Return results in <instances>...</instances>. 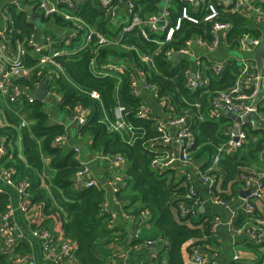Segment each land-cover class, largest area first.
<instances>
[{"label":"trees","instance_id":"trees-1","mask_svg":"<svg viewBox=\"0 0 264 264\" xmlns=\"http://www.w3.org/2000/svg\"><path fill=\"white\" fill-rule=\"evenodd\" d=\"M162 0H136V6L142 16L156 13ZM23 3H28L26 0ZM181 2L172 0L168 6V18L175 21ZM25 8L6 5L3 8L7 16L6 31L0 41H9L8 48L13 49L20 43L25 49L23 64L33 68L30 77L19 79V83L28 86L31 90L36 88L43 79V74L37 65V54L28 46V41L36 33V24L30 20V16L38 13L37 2L31 1ZM263 5L264 2H261ZM26 5V4H25ZM79 16L83 21L107 36H114L113 24L100 10L97 0H86L78 4ZM216 21L229 22L231 28L226 33L225 46L229 51H236L239 38L243 34L249 37H258L260 32L253 24L249 16H242L226 10H220ZM198 23L183 20L180 23L173 38L174 42L166 47H174L183 43L186 39L200 37L210 39V26L212 22H204L201 17ZM42 26L52 23L66 27L67 22L60 16L53 15L48 19L41 16ZM125 43L136 47L140 52L153 53L154 44L144 40L136 30L127 34ZM93 48L77 51L66 57H57L55 60L63 67L70 82L63 78L55 80L48 88L62 95V101L57 108L70 115L72 107L82 105L89 107L92 112L79 133L82 137L90 138L87 149L90 153L102 155H121L126 162V179L124 184L114 193L123 208L133 207V212L145 211L150 215L151 222L158 232L162 247L156 252L155 264H162L163 251L166 250L165 264H184L183 252H189L195 244H200L203 250H212L216 246L215 232L211 231V223L214 215L208 211L197 209L194 215L183 210V206L191 204L197 192L189 195V184L186 181V172L178 173L175 166L159 167L152 164L155 158H163L167 147L157 144L161 133L155 128V119L140 120L136 114L141 105L142 95L132 94L128 76L121 75L118 85V98L121 104L128 109L125 120L132 128H142L143 133L132 142L121 139L116 131H110L100 122L101 106L109 115L113 113L117 100L115 87L117 75L108 74L99 76L91 71L90 62L93 58ZM133 51H124L117 45H107L98 50L95 57L97 64L104 62L106 57L125 58L134 61L135 68L144 72L146 81L157 86L158 96L166 97L170 104L169 117H186V123L194 135V145L191 148V159L200 161L199 170L203 174L213 177L214 185L212 196L231 205L232 198L239 195V186L242 177L247 173L258 172L264 169V129L244 125L246 133L245 143L235 152L222 154L219 162L211 167L212 157L216 146L223 143L227 136V128L233 119L227 114L218 118L209 116L211 101L216 91L231 87L237 74L236 56L229 59L223 70L215 75L207 72L208 82L202 88L191 91L184 86V69L188 62L183 60L173 64L164 58L162 51L156 55V71L146 64L132 59ZM83 90H96L100 94V100H94ZM183 97V98H182ZM198 102V106L194 103ZM22 107L28 113L30 123L20 127L22 152H19L14 144L17 138L16 128L19 120L15 114L6 111L9 126L0 129L6 137L4 165L11 167L14 172L12 180L15 184L21 181L28 183L27 192L29 203H34L41 213L47 217V222L57 220L55 226L64 239L71 242L74 248V264H124L112 263L111 253L103 250L105 245L113 240V234L117 227L112 226L111 216L107 212L100 211V204L105 198L103 187L95 183L84 186L86 180L76 179V175L82 171L83 166L76 159L72 150L55 146L54 138L64 132L63 124L51 122L46 110L45 101L35 99L32 104L24 101ZM0 108L2 98L0 95ZM260 110L264 111L262 106ZM201 117V119H200ZM156 143V144H155ZM149 144H155L152 148ZM45 187H48L49 194ZM8 195L0 192V215L7 210ZM259 218L264 220V208L259 211L257 207L251 214H246L238 207L233 228H239L247 222V218ZM246 247H249L256 258L248 264H264V241L254 243L247 239ZM25 241L22 240L14 249H4L0 241V264H22L19 258L27 252ZM19 255V256H18ZM18 256V257H17Z\"/></svg>","mask_w":264,"mask_h":264},{"label":"built area","instance_id":"built-area-1","mask_svg":"<svg viewBox=\"0 0 264 264\" xmlns=\"http://www.w3.org/2000/svg\"><path fill=\"white\" fill-rule=\"evenodd\" d=\"M172 0H162L160 9L147 16H142L136 6V0H97L98 6L103 11L104 16L113 25H116L114 36H107L103 32L97 30L95 27L90 26L83 21L79 16V8L75 0H38L37 6L40 15L44 19H48L53 15H58L65 22L66 27L69 29L67 35L58 38H43L41 41L34 40V34L28 41V46L33 48L37 54V67L43 74V79L39 82L45 84L47 95L45 99H52L56 104L62 101V95L55 90H51L52 83L55 80L62 78L64 69L55 60L57 57H66L72 55L77 51L87 48H93V58L90 62L91 71L99 76H106L113 74L118 76L116 87L118 88L121 75L128 76L132 94L141 96L142 92L149 91L153 94L154 99L163 108L164 112L168 114L166 119H157L149 111V104L145 97H142L141 105L136 114L140 120L155 119L154 125L161 138L157 144L163 145L168 148L163 158H155L152 160L153 165L159 167H170L174 163H179L184 166L192 163L191 148L194 145V135L190 131V126L186 123V117L180 116L178 118L169 117L170 104L166 97L158 96L157 86L153 83L146 81L145 74L142 70L135 68L134 61L129 57L125 58H112L106 57L104 62L97 64L96 56L101 47L107 45H117L118 48L124 51H133L132 59H137L139 62L146 64L150 69H156V55L162 51L164 58L170 60L173 64L179 61H187L188 66L183 71L185 77V88L195 91L202 88L208 82L207 72L212 74H219L228 60L219 61L211 56L210 53L214 52L220 44H225L226 33L231 28L229 22L216 21L220 10H226L233 13H238L242 16H249L253 24L258 28L260 34L258 37H249L248 34H243L238 41L237 52L244 58H240V67L237 71L234 84L224 90L215 92L212 101L209 116L218 118L222 114H227L232 117L233 122L227 128L226 140L220 145L216 146L215 153L212 157L210 166H215L222 154H228L238 150L246 141V133L244 125L252 127H262L264 129V111L260 108L264 107V66L256 62L254 53L257 46L264 41V4L262 0H177L181 2L178 14L175 21L168 18L167 6ZM124 10V16L120 20V10ZM4 27L0 34L4 37L6 31L7 16L3 14ZM201 19L204 22H212L209 30L210 39L206 40L200 37H192L186 39L183 43L174 46L166 47L168 44L175 41L173 38L174 32L179 29L180 23L183 20L192 23H198ZM136 30L144 40L150 41L154 44L153 53L140 52L136 47L131 44L123 42L124 37ZM9 42L0 41V62L5 64L6 67L0 70V95L5 102L15 104L22 100L26 103L32 104L37 99L32 90L19 83V79L26 77L30 73V67L23 64V56L25 49L20 43L16 47L10 49L5 47ZM177 55V60L173 59ZM39 84L37 86H39ZM51 85L50 89L48 85ZM36 86V88H37ZM78 88V87H77ZM83 93H86L94 100H100V94L96 90H83L78 88ZM144 90V91H143ZM183 98V97H182ZM198 106V102L194 103ZM126 110L128 109L125 106ZM124 107L116 105L110 124L105 125L110 131L124 129L131 127L130 124L123 121L121 113ZM48 112V111H47ZM92 110L89 107L82 105H75L72 107L69 115V123L64 126V132L54 138L53 144L55 146H62L68 140L67 129L68 126L73 124L77 132L84 126L88 120ZM201 119V117H200ZM26 124L21 121L20 127ZM174 128L173 134H170L169 129ZM156 144V143H155ZM154 144V145H155ZM175 144L179 150L177 153L173 152L168 145ZM153 144H149L152 148ZM72 151L76 159L83 166L82 171L76 175L77 180L86 173V168L82 164L80 157V148L78 145L72 146ZM264 151V150H263ZM4 155L6 149L3 144H0V180L7 185L16 186L18 195L20 197V204L23 210L27 209L29 203L27 187L28 183L24 180L15 184L12 180L14 170L11 167L4 165ZM100 157L105 161H110L118 168L125 167V160L121 155H102ZM192 176L186 173V181L189 186V195H195V189L192 185ZM197 178L204 183L207 188L209 199L227 209V205L223 200L213 197L212 188L214 179L208 174H203L197 171ZM242 190H248L249 193L246 197L241 198L239 207L246 214H251L256 207V204L264 200V172L247 173L242 177ZM84 186H91L95 184L92 178H88L82 182ZM113 190L116 192L120 188V183H112ZM103 187V186H101ZM202 204L200 197H196L191 204L183 206L186 213L194 215L198 207ZM107 203L105 200L100 204V211L107 212L113 220V214L106 211ZM143 213V212H142ZM237 215L236 210H230V215L227 219L221 220L219 215H214L211 223V231L216 232L221 224L235 237H243L254 243H262L264 241V220L259 218H247V222L243 223L239 228L234 229L233 223ZM12 210H7L0 215V241L4 249H14V247L24 240V236L17 231V228L12 219ZM33 235L40 236L43 240L42 247L45 251L53 252L55 255V264H74V248L67 239L62 240L53 245L51 243L50 234L47 229L33 230ZM154 240H146L138 246L147 247L152 249V258H156V249L154 247ZM233 259L238 260V256L234 255ZM22 264H33V261L28 256L24 255L19 258ZM188 264H211L205 256L204 250L200 244H195L188 252Z\"/></svg>","mask_w":264,"mask_h":264},{"label":"crops","instance_id":"crops-1","mask_svg":"<svg viewBox=\"0 0 264 264\" xmlns=\"http://www.w3.org/2000/svg\"><path fill=\"white\" fill-rule=\"evenodd\" d=\"M22 1L24 0H0V31L3 29L5 24L3 17V8L6 5L13 4L17 8L23 9L25 8V6H30V4L28 3L34 0H26L28 3L23 4ZM35 1L37 2L38 0ZM84 1L86 0H75L77 5L83 3ZM119 12L120 16L118 17V19L121 20L124 16V10L121 9ZM113 26L114 28H116L115 24ZM44 27L48 29L47 33L49 35L45 33L44 29L41 31H36V33L34 34V40L36 42L41 41L43 38L62 37L64 35H67L69 31L67 27L57 26L53 24V22L45 24ZM7 46L8 44L6 43L5 47L7 48ZM218 48H223L225 51H227V54H224V56H219L218 58L215 57V54L217 53H210L208 56H211L219 61L232 59L233 55H230L231 51L229 53V50L226 49L223 44H220ZM235 52H237V49ZM4 67H6L5 64L0 62V70L4 69ZM32 70L33 69H31V71ZM30 76V73L27 74V77ZM62 78L70 82L66 72H63ZM115 96L117 105L124 107V110L121 113V117L123 121L126 122L125 114L127 110L125 108V105L121 104V102L119 101L118 88H115ZM142 96L146 98V101L149 104V111L155 118L161 120L168 118V114L165 113L163 108L159 106L151 92H142ZM46 100L47 99H45L44 101L48 110L49 106H47ZM51 101L54 102L53 100ZM23 103L24 100L15 104H10L5 102V100L2 98V108H0V129L6 128L10 125L6 111L15 114V116L19 120V126L18 128H16L17 138L14 141L19 155H21L22 152L20 123L21 121L24 122L26 124L25 126L30 123L28 113L24 111V108L22 107ZM49 111L51 112L52 116L50 115ZM49 111L48 113L50 115L51 122H56L67 126V123H69V114H62L63 117L59 119L54 116L51 108ZM113 116V113L109 115V113L101 106V123L105 125L110 124ZM173 131L174 128L169 129L170 134H173ZM117 133L120 135L122 140L129 143L132 142L136 137H138V135H141L143 133V129L125 127L124 129L119 130ZM67 134L68 140L61 147L72 150V146H79L80 157L83 162L82 164H84V167L86 168V173L84 174V176L86 177V179L92 178L94 182H96L100 186H103L106 192L104 198L105 202L107 203L106 211L111 212L114 215L112 226L117 227V232L113 234V240L109 242L108 245L102 246L104 247L103 250L111 253V257L109 258L110 261L114 263L116 260L115 263L122 262L124 264H155V262L153 261L154 259L152 258L153 250L147 247L138 246L143 241L154 240V247L156 251H160L161 248H163L161 240L158 237V232L153 223L150 221V215L145 211H140L138 213L133 212V207L125 210L122 203L114 196L115 192L113 190V184H108L109 182H118L121 184V186L124 184V181L126 179V164L125 167L121 169L114 166L110 161H105L100 157V154L90 153L87 149L90 138L82 137L81 134L77 132L76 127L71 123L68 126ZM5 141L6 137L2 133H0V144H3L5 146ZM83 142L85 144H83ZM168 147L175 153H177L179 150L178 146L175 144H170L168 145ZM194 153L195 152L193 151L191 153V156H193ZM262 161L264 166V155ZM174 165H176L175 168L178 173L180 172L181 174L185 171L192 176V185L195 189V192L198 193L202 200V204L198 207L200 211L217 213V215L221 217V220H223L228 218V216L230 215V210H236L239 207L241 203V197H239V195L237 198L234 197L230 201V209L216 204L209 199L206 186L197 178V171H200L199 167L200 165H202L200 161L198 162L196 160H192V163L186 166L179 163H174L171 165V167ZM261 171L264 172V169ZM47 188L48 187H45L47 193L49 194ZM241 189L242 184L239 186V191ZM0 192L8 195L7 207L12 210L11 217L14 221L17 231L20 232L25 238V245L28 249L25 255L31 258L33 264H55L54 253L45 251L42 247V238L40 236L33 235L32 232L33 230L47 229L50 234L51 243L53 245L58 244L63 237L58 228H56L55 226L57 220H54V222L52 223L47 222V217L41 213L38 206H36L34 203H28L27 209L23 210L21 208L20 197L18 195L16 186L7 185L2 180H0ZM256 207L259 211H261L264 208V200L258 202L256 204ZM215 233V240L217 241L216 246H214L212 250L204 251L206 258L211 264H248L256 258L255 253L249 247H246V242L242 241L244 238L233 236L223 224L219 226ZM165 253L166 250H164L162 253V255L164 254V258L162 256L161 260L162 264L166 263ZM234 255L238 256V260L235 261L233 259ZM182 258L184 264H188V252H183Z\"/></svg>","mask_w":264,"mask_h":264},{"label":"water","instance_id":"water-1","mask_svg":"<svg viewBox=\"0 0 264 264\" xmlns=\"http://www.w3.org/2000/svg\"><path fill=\"white\" fill-rule=\"evenodd\" d=\"M262 1L264 2V0H262ZM40 19H41V15L39 13L32 14L30 16V20L35 22V24H36V30L37 31H41L42 23L40 22L41 21ZM177 58L178 57L175 54L173 56V59L177 60ZM254 58H255L256 62L260 65V67L264 66V41L261 42L257 46V48L255 50V53H254ZM33 94L38 100L44 101L45 98H46V95H47L45 84L44 83H40L39 86L33 90ZM248 193H249L248 190H242L241 189L239 191V197L244 198V197H246V195H248Z\"/></svg>","mask_w":264,"mask_h":264},{"label":"rangeland","instance_id":"rangeland-1","mask_svg":"<svg viewBox=\"0 0 264 264\" xmlns=\"http://www.w3.org/2000/svg\"><path fill=\"white\" fill-rule=\"evenodd\" d=\"M44 29V31H45V33L47 34V35H49L48 33H47V30L48 29H46L45 27H41V30H43ZM215 54V53H217V54H215V57L216 58H218L219 56H224V54H227V51H225L223 48H217L214 52H212V54ZM229 53H230V51H229ZM230 55H233V57L234 56H236L237 58H236V60H237V63H238V65H237V71H238V69H239V67H240V61L242 62V60L240 59V58H244L245 57V55L244 54H242L241 55V53L240 52H235V51H231V53H230ZM232 57V58H233ZM242 64H243V62H242ZM52 100V99H51ZM51 100H49V99H47L46 100V102H47V106H49V109L47 110V107H46V110L47 111H49L50 110V108L52 109V112H53V114H54V116H56L57 118H59V119H61L62 117H63V115L62 114H64V112H62L61 110H59L58 108H57V105L54 103V102H52ZM56 106V107H55ZM49 113H50V115L52 116V114H51V112L49 111ZM65 115V114H64ZM83 144H85L84 142H83ZM193 160V159H192Z\"/></svg>","mask_w":264,"mask_h":264}]
</instances>
